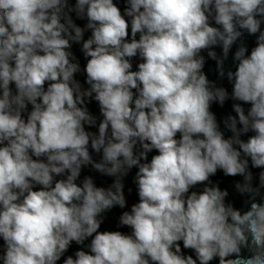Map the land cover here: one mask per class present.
<instances>
[{
  "label": "clouds",
  "instance_id": "clouds-1",
  "mask_svg": "<svg viewBox=\"0 0 264 264\" xmlns=\"http://www.w3.org/2000/svg\"><path fill=\"white\" fill-rule=\"evenodd\" d=\"M65 9L86 17L85 27ZM262 22L264 0H127L123 15L114 0H76L74 7L68 0H0L2 264H57L71 242L82 245L89 237L90 252L76 251L63 264H210L215 258L264 264V202H256L264 171L254 188L247 159L264 168ZM241 30L259 33L256 46L250 55L237 49L227 79L231 98L251 107L246 114L233 105L236 116L224 121L233 135L226 139L210 108L222 106L229 93L208 80L200 53L222 46L223 59L215 51L208 56L223 77ZM81 41L90 58L86 90L74 79L80 65L67 50ZM137 56L143 62L133 71ZM85 97L99 104L98 134L85 129L96 125ZM250 131L255 134L242 140ZM89 146L102 152L100 162ZM153 150L158 154L146 162ZM88 165L115 177L112 185L97 187L91 176L78 185ZM133 167L139 202L119 218L131 234L98 231L102 213L126 206L122 177ZM218 169L244 177L235 187L250 194L247 211L226 203L227 190L208 186ZM205 182L201 192H190ZM181 241L195 259L182 254Z\"/></svg>",
  "mask_w": 264,
  "mask_h": 264
},
{
  "label": "water",
  "instance_id": "water-1",
  "mask_svg": "<svg viewBox=\"0 0 264 264\" xmlns=\"http://www.w3.org/2000/svg\"><path fill=\"white\" fill-rule=\"evenodd\" d=\"M76 3V0H68V4L70 7H74ZM114 3L120 8L122 15L124 14V9L127 6V0H114ZM66 12H68V9H65ZM68 14L71 16V19L73 22L81 27L84 28L87 24V18H79L75 11L68 12ZM260 18V17H257ZM125 19L129 21V40L131 39L130 35V19L129 17L125 16ZM63 22V21H62ZM211 26L219 27L218 25H215L214 20H210ZM242 36L233 44V46L230 48L228 56L226 59H224L223 68L225 71V75L221 77L219 75V69L217 67V60L212 59L208 56V51H215L217 55V59H223V51L222 46H213L212 48L208 50H202L200 55H202L205 59V64L202 69L204 74L207 76L208 80L213 83L216 87H223L227 90L229 93V98L224 102V104L221 106L219 103L214 102L211 105L210 111H212L215 116L217 123L219 124L220 131L223 132L224 137L230 138L233 133L227 129L224 125V121L229 116H236V113L233 110V105L236 103H240L242 107L245 109V113L247 114L248 109L251 107L250 104H245L240 101H235L231 98L232 93V82H230L227 79V72L228 71H235L238 62L234 60V54L237 51V49L240 46H244L247 49L246 55H250L251 50L256 46V41L259 33L257 34H249L246 30H241ZM261 31H264V22L261 24ZM91 36V30H85L83 40H87ZM139 38V34L137 35V39ZM71 48L67 49L68 51L72 52L73 56L75 57V60L72 62L79 63L80 65V71L74 74V79L77 80L80 84L82 89H88L89 85L86 83V77L87 74L84 71L87 60L90 58H86L83 51H82V44L83 41L80 43L70 42ZM143 62L139 56L131 58L132 63V70L136 71L138 70V64ZM15 93V85L12 84L10 86ZM47 87V83L45 85ZM135 92V90H133ZM85 107H87L89 113L93 115L96 118V125L89 127L88 125H85L86 131L96 133L98 134V125L100 121L103 119L101 113L99 104L97 101H95L93 98L85 97ZM31 111V105H28L27 112L22 113L23 117L27 119L28 112ZM238 119V117H237ZM238 127H241L238 124ZM253 132H248L247 134H242L241 139L247 141L249 136L254 135ZM177 138H179V134H177ZM238 147V146H237ZM140 150L139 145H137L136 151L138 152ZM89 151L92 156V159L95 162H100L102 159V152L96 153L94 152L91 147L89 146ZM158 154L156 150H153L148 154V160L146 162H150L153 155ZM242 158H246L242 154ZM33 159H36L33 157ZM43 159V158H41ZM249 160V167L248 170L252 172L253 179H252V186L259 187V174L261 171H264V168H254L251 164V159L247 158ZM145 162V161H142ZM138 171L137 167H133L128 171V174L124 177H122V182L124 184V195L126 199V206L124 208L117 206H114L110 210L104 212L101 214L102 218V224L98 231H120L125 235L131 234V228L128 226H121L119 223V218L123 214L124 211H130L131 206L135 203L139 202V196H138V188L135 183V176L136 172ZM86 176H91L93 178V181L97 187H104L107 189L112 185V183L115 180V177H110L103 175L92 168L91 165L88 166H82L81 173L79 178L77 179L76 183L78 185H82L83 179ZM66 178V174L64 176H56L55 179H63ZM209 180L211 181V184L208 186H218L221 190H227L229 195L226 197V203H230L233 205L234 208L240 210L241 212L247 211L250 208V194L244 193L241 194L235 187L237 183H244V177L237 175V176H226L222 170H217V173L213 176H210ZM205 184H198L194 188L190 189L191 191L201 192L203 188L205 187ZM40 186H36V189L38 190ZM190 194V193H189ZM264 188L260 189V195L256 197V202H264ZM92 237H89L87 240H85L84 244L78 245L76 242H71L68 250L64 253V255L61 257V259L57 262V264H63V261L68 257L72 256L75 259V252L79 250H84L86 252H90V248L88 245L91 243ZM181 245V252L183 255H192L195 259V252L192 249H184L182 241L179 242ZM4 252V241L2 238H0V255H3ZM243 255L247 256L249 253L247 250H242ZM234 258V257H233ZM0 264H2V261H0ZM197 264H199V261H197ZM210 264H219V259L215 258L213 261L210 262Z\"/></svg>",
  "mask_w": 264,
  "mask_h": 264
}]
</instances>
